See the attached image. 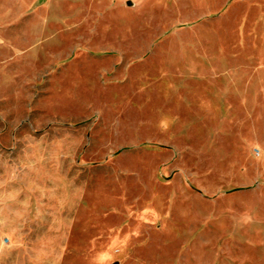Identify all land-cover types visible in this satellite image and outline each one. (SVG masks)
Wrapping results in <instances>:
<instances>
[{
    "label": "rangeland",
    "instance_id": "rangeland-1",
    "mask_svg": "<svg viewBox=\"0 0 264 264\" xmlns=\"http://www.w3.org/2000/svg\"><path fill=\"white\" fill-rule=\"evenodd\" d=\"M0 264H264V0H0Z\"/></svg>",
    "mask_w": 264,
    "mask_h": 264
}]
</instances>
